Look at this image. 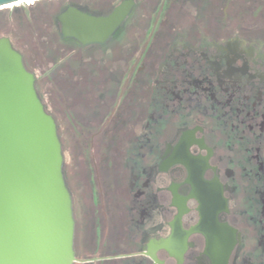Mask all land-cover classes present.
<instances>
[{
  "label": "flooded vegetation",
  "instance_id": "1",
  "mask_svg": "<svg viewBox=\"0 0 264 264\" xmlns=\"http://www.w3.org/2000/svg\"><path fill=\"white\" fill-rule=\"evenodd\" d=\"M11 7L57 129L38 89L72 86L73 264H264V0Z\"/></svg>",
  "mask_w": 264,
  "mask_h": 264
},
{
  "label": "water",
  "instance_id": "2",
  "mask_svg": "<svg viewBox=\"0 0 264 264\" xmlns=\"http://www.w3.org/2000/svg\"><path fill=\"white\" fill-rule=\"evenodd\" d=\"M35 0H0V10ZM109 19L59 17L65 36L101 41ZM72 198L58 129L22 56L0 38V264H73Z\"/></svg>",
  "mask_w": 264,
  "mask_h": 264
},
{
  "label": "rangeland",
  "instance_id": "3",
  "mask_svg": "<svg viewBox=\"0 0 264 264\" xmlns=\"http://www.w3.org/2000/svg\"><path fill=\"white\" fill-rule=\"evenodd\" d=\"M14 25L16 24H13V28ZM11 26L12 24H8L5 20H0V36L5 33H11L10 36L13 38H16L17 40L22 39L24 30L22 31L20 27H18L19 29L16 27V29L13 30ZM32 54L34 53L32 52ZM59 75L63 77L66 76L67 78L70 77L68 74ZM71 87V85H64L63 89L59 90V86L47 84L45 89L39 88L38 90L42 100L48 106L49 112L54 114L57 119L58 135L62 146L64 160V174L72 198V113L70 112L71 108H69V105L72 104Z\"/></svg>",
  "mask_w": 264,
  "mask_h": 264
},
{
  "label": "trees",
  "instance_id": "4",
  "mask_svg": "<svg viewBox=\"0 0 264 264\" xmlns=\"http://www.w3.org/2000/svg\"><path fill=\"white\" fill-rule=\"evenodd\" d=\"M14 17L15 16L13 15V9H3V10L0 11V20H5V22H7L8 24H12L11 27H12L13 30L16 29V25L20 26L19 24L15 23V18ZM13 24H16V25H14V28H13ZM10 34L11 33H5V34L1 35L0 38L4 37V36H10Z\"/></svg>",
  "mask_w": 264,
  "mask_h": 264
}]
</instances>
